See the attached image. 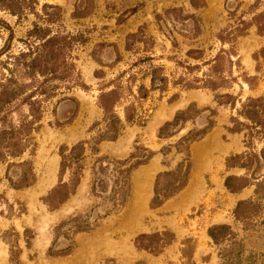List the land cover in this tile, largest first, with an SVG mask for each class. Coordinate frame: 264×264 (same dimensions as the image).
<instances>
[{"label":"rangeland","instance_id":"1","mask_svg":"<svg viewBox=\"0 0 264 264\" xmlns=\"http://www.w3.org/2000/svg\"><path fill=\"white\" fill-rule=\"evenodd\" d=\"M252 1L36 0L33 11L25 10L21 19L0 9V47L7 43L8 52H17L31 23L39 22L35 13L41 5L59 6L61 18L50 25L51 30L58 28L76 36L71 54L86 85L70 90L67 95L73 100L57 103L53 112L54 99L48 102L40 128L33 134V151L8 160L31 161L35 174L31 185L11 188L7 177L15 179L19 169L0 162V264H12L2 235L8 242L16 238V264H185L181 249L186 238L191 245L192 264H219L222 259L218 252L223 244H212L206 234L208 226L218 223L229 225L235 232L243 244V256L253 264H264V199L259 201L255 215L243 223L234 219L236 201L252 198L253 186L236 193L223 186L224 176L242 173L239 168H226L225 157L246 148L242 132L228 131L234 109L227 103L218 104L215 97L228 93L237 107L247 96L264 95V51L260 52L264 34H258L248 23L253 13L264 12V8H251ZM75 8L81 15H72ZM185 14H193L196 20L181 19ZM236 27L240 31L228 35ZM115 52L117 61H113ZM217 56L218 71L226 82L209 90L194 79L200 78ZM139 57H149L153 65L162 67L167 78L165 90H150L141 101L142 124L125 125L114 140L97 142L95 151L90 150L91 142L85 144L83 168L74 191L56 208L47 209L40 198L59 179L66 181L69 177L68 170L62 174L58 170L59 146L89 140L103 127L96 103L100 88H110L108 81L122 72L121 81L127 74H135L132 90L140 83L148 86V77L141 78L136 72L140 67L131 66ZM244 74L254 79L246 82ZM190 80L197 88L182 86ZM189 103L199 112L178 132L157 137V128ZM208 109L214 114L210 115ZM208 118L213 121L212 127L200 139L185 144L187 156L177 150L179 138L190 129L203 128ZM252 146H264V136L254 138ZM142 152L151 154L130 170L126 191L114 194L112 160L126 159L123 166H127ZM99 157L111 162L101 167L96 161ZM178 164H187L184 185L150 208L156 175ZM97 174L102 176L98 188L103 191L94 195L90 184ZM164 184L161 178L160 186ZM77 226L87 229L72 232ZM164 229L172 232L173 240L159 253L151 254L133 245L137 234ZM24 233L29 236L27 246ZM50 250L64 253L51 256Z\"/></svg>","mask_w":264,"mask_h":264},{"label":"trees","instance_id":"2","mask_svg":"<svg viewBox=\"0 0 264 264\" xmlns=\"http://www.w3.org/2000/svg\"><path fill=\"white\" fill-rule=\"evenodd\" d=\"M36 0H0V9L21 19L26 14L25 10L33 11ZM262 6L264 0H253L251 8ZM60 7L43 3L40 11L35 13L39 22H32L31 27L26 30L24 38L20 41L23 47L17 52H8L7 43L0 47V162H7V167L13 166L19 169L17 177H7L8 184L13 189H19L31 185L35 180V174L29 159L10 161L18 158L24 152H32L35 145L33 134L40 128V120L46 108V104L54 99L51 112L54 106L64 100H73L67 93L74 88H85L86 85L75 68L74 56L71 49L75 35L62 30L52 31L50 25L59 22L61 13ZM174 10V9H172ZM73 16L81 15L77 8L73 11ZM181 19L190 18L196 20L193 14L180 15ZM249 24L254 25L258 34H264V12L253 13ZM244 24L240 21V25ZM59 27V26H58ZM239 28L228 31V35L239 32ZM131 34L130 37H134ZM128 45V44H127ZM264 51V47L260 52ZM264 57V56H263ZM119 60V55L115 52L113 61ZM213 63L201 73L200 86L214 90L226 82V78L220 74L219 57H215ZM231 63V60H227ZM141 64V65H140ZM138 65L137 71L141 78L148 77V86L138 84L134 90L131 88L135 74L129 73L125 81H121L124 76L119 73L109 82L110 88H100L96 95V103L101 109L102 128L97 130L96 136L89 140H79L71 146L60 145L58 148L59 164L58 170L62 174L68 170L69 177L66 181L58 180L57 184L40 198L47 209H54L64 201L69 194L74 191L81 176L82 160L84 159V146L91 142L90 150H96V143L101 140H114L125 125L142 124L144 114L142 112L141 101L146 98L150 90H165L167 78L163 74L162 67L153 65L149 57H139L131 66ZM135 73V72H134ZM246 82L254 79V76H242ZM191 81V80H190ZM185 82L182 86L186 88H197L196 82ZM218 104L227 103L234 109V114L229 117L228 131L242 132L243 143L246 150L231 154L225 157L224 166L226 168H239L242 173L239 175L228 174L223 178V186L230 193L239 192L245 186H253V197L237 200L232 214L235 220L244 222L250 216L255 215L259 209V201L264 199V146L255 148L252 146L254 138L264 136V95L256 97H245L234 107L233 97L228 93L215 96ZM231 99V100H230ZM210 115L214 110L208 109ZM199 112L193 103H189L184 109L175 111L169 121L162 123L156 131L159 138L168 137L178 132L186 120L192 119ZM96 123H94L95 125ZM58 125V124H57ZM213 125L211 119H206V125L196 130H188L176 143L177 150H183L187 156L186 143L200 139ZM142 151L144 149L142 148ZM30 154V153H29ZM151 153H144L135 156L138 159L132 164L123 166L127 160H112L114 164L115 178L114 194L121 195L128 188V174L132 168L145 162ZM133 155L130 154V157ZM100 161V166L109 164L105 157L96 158ZM8 170V168L6 169ZM95 174V173H93ZM187 174V164H178L174 169L160 172L154 180L153 194L149 201L150 208L158 206L162 200L178 191L185 182ZM165 184L160 186V179ZM103 179L98 174L94 176L90 184V193L97 194L103 190L98 188L102 185ZM87 227H74L72 232L86 230ZM25 230V229H24ZM6 233V232H4ZM206 234L214 245L223 244L218 255L222 259L219 264H253L252 260L244 255L243 244L236 238L235 232L229 225L224 223L211 224L206 228ZM16 236V234H15ZM24 242L27 246L29 238L23 234ZM1 239L8 244V255L12 264L18 263V248L16 238L13 242H8L4 235ZM173 240V234L169 230L154 231L150 233H139L133 238V245L137 249H142L151 254L159 253L163 247ZM185 247L181 249L182 259L192 264L189 239L182 243ZM61 251L48 253L51 256L62 255ZM132 264H142L134 262Z\"/></svg>","mask_w":264,"mask_h":264},{"label":"bare ground","instance_id":"3","mask_svg":"<svg viewBox=\"0 0 264 264\" xmlns=\"http://www.w3.org/2000/svg\"><path fill=\"white\" fill-rule=\"evenodd\" d=\"M49 183V182H48ZM43 188V187H42Z\"/></svg>","mask_w":264,"mask_h":264}]
</instances>
